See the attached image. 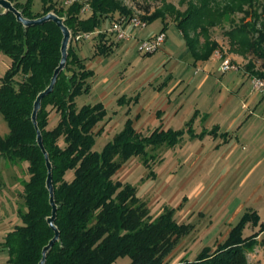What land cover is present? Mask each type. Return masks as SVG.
<instances>
[{"label": "trees", "instance_id": "trees-1", "mask_svg": "<svg viewBox=\"0 0 264 264\" xmlns=\"http://www.w3.org/2000/svg\"><path fill=\"white\" fill-rule=\"evenodd\" d=\"M24 19L35 20L53 13L63 19L71 39L92 34L104 19L117 21L130 16L119 0H74L71 5L56 6L55 0H40V12L33 11L35 0H7ZM142 17L147 24L160 21L164 32L172 23L182 35L186 52L193 63L208 61L217 47L209 32L223 23L230 29L225 36L247 54L261 61L259 71L247 67L251 77L264 79V0H187L181 11L167 0ZM180 3H184L181 1ZM88 5L90 15L83 17ZM241 17L236 23L234 16ZM96 56H107L104 33L98 32ZM60 28L52 21L25 27L13 13L0 8V53L11 60L0 83V115L8 133L0 136V156L8 161L26 163L28 179L23 186L21 224L7 233L0 247L8 252L9 264H38L42 249L54 236L47 223L52 207L46 188L47 167L31 121L37 96L50 84L61 59ZM203 38V42L200 39ZM85 60L68 47L64 69L53 90L43 97L36 116L37 129L51 165L53 201L56 206L54 226L59 238L46 253L44 264H115L128 257L129 264H247L246 252L256 245L255 236L243 238L246 224L257 225L258 217L247 212L231 228L226 240L214 249L203 248L193 261L168 262L179 241L192 231L189 224H178L173 209L151 218L148 207L130 184L113 177L131 158H141L148 166L152 151L176 146L184 136H216L211 131H193V119L186 130L155 129L141 137L128 120L122 131L93 151L94 129L106 117L102 103L78 107L76 99L90 92L94 72ZM58 121L49 128L50 112ZM264 230V224L262 226Z\"/></svg>", "mask_w": 264, "mask_h": 264}, {"label": "rangeland", "instance_id": "rangeland-1", "mask_svg": "<svg viewBox=\"0 0 264 264\" xmlns=\"http://www.w3.org/2000/svg\"><path fill=\"white\" fill-rule=\"evenodd\" d=\"M55 1L59 7L60 0ZM119 1L131 11L130 16L141 19L145 15V8L151 13L162 6L160 0ZM181 1L184 3H180ZM186 1L167 0L181 11L186 8ZM32 9L35 13L40 12V0L34 1ZM82 15L87 17L90 12ZM240 17V14L234 16L236 23ZM109 25L110 19H104L101 27L92 33L89 39L70 38L68 46L84 59L86 67L94 72L89 81L90 92L78 97L76 105L81 107L100 102L107 113L105 119L93 131L97 133L93 151L100 152L106 143L123 130L128 120L141 137H148L157 128L181 129L188 120L192 107H201V110L209 113L212 118L210 120H214L218 115V106L229 96L240 103V94H237L236 90L237 87L241 88L242 84V88L248 90V96H260L250 87L252 77L247 67L259 71L261 61L247 54L238 44L230 42L225 36V32L230 29L226 23L210 29L208 36L217 47L208 61L197 63H193L187 54L184 39L172 23L164 30L165 43L151 55H141L137 52L136 39L116 42L106 32ZM162 29L161 22L154 21L146 24L142 30H137L136 34L147 36L157 34ZM98 32L104 33L107 45H111L107 56L95 55ZM200 42H203V38ZM222 59H227L237 70L221 73L219 64ZM10 64V58L0 53V83ZM262 72L264 73V69ZM235 85L237 86L234 87ZM179 106L180 112L175 116ZM243 109H246L245 105ZM182 117L184 120H181ZM57 121L58 115L51 111L49 128H53ZM192 128L194 132H199L202 126L197 123L194 127L192 125ZM7 133V124L0 115V136L4 137ZM147 152V157L153 156L147 167L142 164L141 158L133 157L122 165L113 180L135 187L137 196L148 207L151 218L160 215L164 209H173L174 219L178 224L192 223L197 227L196 231L190 232L179 241L167 259L168 262L185 259L193 261L203 249L201 246L193 247L202 236L204 217L198 211L203 202L198 200V197L189 200L186 184L181 187L184 184L183 179L192 171L187 168L185 148L171 151L162 147L152 151L148 147ZM26 167V163L8 161L0 156V244L8 232L21 224L19 213L23 210V186L28 179ZM249 232V229H245L243 236H248ZM216 245L217 242L209 248L214 249ZM257 259L264 260V250L248 253L247 264H260ZM129 263V258L123 257L115 264ZM0 264H9L8 252L2 247Z\"/></svg>", "mask_w": 264, "mask_h": 264}, {"label": "crops", "instance_id": "crops-1", "mask_svg": "<svg viewBox=\"0 0 264 264\" xmlns=\"http://www.w3.org/2000/svg\"><path fill=\"white\" fill-rule=\"evenodd\" d=\"M154 35L156 33L147 36L137 34V39H148ZM242 87L243 84L236 90L240 94V103L229 96L218 106L214 120H210L209 113L201 107H192L188 120L181 129H177L183 130L193 119V127L197 123L202 126L199 132L195 131L196 134L217 127L216 136H184L185 139L169 150L185 148L187 168L192 171L183 179L181 187L186 184L189 200L198 197L203 202L198 211L204 217L202 236L193 247L209 248L215 242L217 245L223 243L243 215L254 212L259 219L258 224L248 223L244 228L249 229L250 234L243 238L256 235V245L246 252L248 257V253L264 250V97L248 96V90ZM179 109L180 106L175 116H178ZM187 224L192 226V231L197 230L194 224ZM257 260L264 264V260Z\"/></svg>", "mask_w": 264, "mask_h": 264}, {"label": "water", "instance_id": "water-1", "mask_svg": "<svg viewBox=\"0 0 264 264\" xmlns=\"http://www.w3.org/2000/svg\"><path fill=\"white\" fill-rule=\"evenodd\" d=\"M0 8H2L4 10V12L9 11V12L13 13L14 16L16 17V20L25 27L40 25L44 22L52 21L53 23H55L60 28L62 35H63V38L61 41V47H60L61 59H60L59 65L55 69V71L53 72L49 86L42 93H40L37 96V98L35 99V102L33 104L32 115H31V121H32L34 128L36 130V133H37L36 142H37L39 148L41 149L42 153L44 154L45 163H46V167L48 170L47 179H46V188L49 192V203L52 207L51 216L47 219V223L50 226V228L54 231V236L49 241V243L42 249V258L38 263V264H44L45 259H46V253L52 248V246L58 240L59 232L56 229V227L54 226V220L56 217V206H55L54 201H53V187H52V183H51V165L49 163L47 154L43 148L40 132L37 129L36 116H37L38 111L40 110L42 98L47 96L48 94H50L52 92L59 73L64 69V67L66 65L67 50H68L71 34H70V31L67 29V27L64 26L63 19L57 17L53 13H48L45 16L40 17V18L35 19V20H28V19H24L21 16V14L13 7V5L10 2H8L7 0H0Z\"/></svg>", "mask_w": 264, "mask_h": 264}, {"label": "built area", "instance_id": "built-area-1", "mask_svg": "<svg viewBox=\"0 0 264 264\" xmlns=\"http://www.w3.org/2000/svg\"><path fill=\"white\" fill-rule=\"evenodd\" d=\"M63 5H71L74 0H62ZM89 7L85 5L82 9V13L88 12ZM146 22L137 16H123L117 21H112L109 28L106 30L109 36L113 37L116 42H126L131 39L138 40L137 42V52L141 55H151L160 50L166 40V35L164 32H160L153 37L148 39H137V30H142L146 26ZM91 34H83L77 36L75 39H89ZM221 58V57H220ZM218 58V59H220ZM219 70L221 73H226L229 71H236L237 69L233 66L227 59H222L219 64ZM250 87L252 91L264 97V80L252 77L250 79Z\"/></svg>", "mask_w": 264, "mask_h": 264}]
</instances>
